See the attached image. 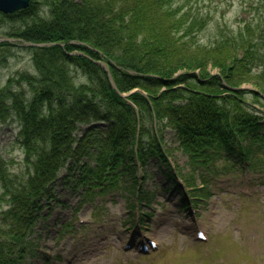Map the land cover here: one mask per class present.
<instances>
[{"label": "trees", "instance_id": "trees-1", "mask_svg": "<svg viewBox=\"0 0 264 264\" xmlns=\"http://www.w3.org/2000/svg\"><path fill=\"white\" fill-rule=\"evenodd\" d=\"M41 1L50 6L47 20ZM180 1L30 0L13 14L0 12V21L13 28L9 37L46 43L25 46L35 72L23 71L0 88V123L17 120V141L31 167L19 179L0 154V264H27L40 221L61 203L59 180L80 191V205L120 188L149 204L154 194L142 191L138 172L143 182L152 178L151 165L178 188L177 176L186 187L195 183L171 162L167 126L203 186L223 172L216 171L222 159L232 168L255 167L256 161L264 168V109L256 103L264 91L234 84L264 80L263 27L246 28L247 39L240 34L201 43L198 35L213 16L197 6L183 9ZM227 39L246 41V47L237 53ZM15 45L2 42L0 50ZM208 65L219 73L209 74ZM132 89L139 91L129 94L130 103L120 97ZM60 168L64 174L57 178ZM189 195L198 200L208 193L194 188Z\"/></svg>", "mask_w": 264, "mask_h": 264}, {"label": "rangeland", "instance_id": "rangeland-1", "mask_svg": "<svg viewBox=\"0 0 264 264\" xmlns=\"http://www.w3.org/2000/svg\"><path fill=\"white\" fill-rule=\"evenodd\" d=\"M179 5L183 9L191 6L193 10L197 6L203 12L209 10L212 14L211 23L198 35L201 43L211 44L216 39L232 37L237 39L240 34L246 38V28L251 31L263 27L264 33V0H188V3L181 0ZM49 8L47 2L41 1L40 16L43 20L48 19ZM245 24L248 26H244ZM12 31L8 20L0 21V44L17 43L8 51L0 50V88L7 85L10 77L16 78L23 71L35 72L30 51L25 46L43 47L46 44L9 37ZM232 41L227 39L226 43L228 46L234 44L237 53L245 49L246 41ZM259 45L264 52V44ZM230 53L234 52L229 50ZM100 65L108 73L115 88L108 66L105 63ZM240 66L241 64L238 65ZM244 69V66L240 67V70ZM261 69L260 65L255 68ZM205 70L211 75L219 73L211 65ZM176 74L177 72L174 73ZM74 76L75 81L84 83L83 76ZM234 84L238 86L237 90L256 87L259 91H264V80L258 78L238 80ZM22 86L28 89L25 83ZM13 90L16 91L17 88L13 87ZM135 91L139 90L120 93V97L130 103L128 96ZM140 93L144 92L140 90ZM26 96H29L27 90ZM246 97L249 102L255 103L251 94H246ZM256 103L257 107L262 106L264 109V100L260 98ZM17 125V120L0 123V154L7 162L8 170L23 179L31 167L25 161L23 150L17 141ZM165 131V147L172 151L171 162L183 168L181 173L184 176L193 174L197 178L194 185L187 189L180 185L177 191L183 194L197 188L206 193L208 185L203 186L197 173L187 168V159L170 132V127L167 126ZM216 164V171H223L219 173L221 178L211 183L209 181L211 194L207 195L206 202L197 207L196 217L192 209L184 210L179 206L178 193L164 191V188H170L171 180L156 165L150 167L152 178L144 182L138 172L142 191L148 194L152 191L155 196H152L149 207L137 202V209H130L134 196L125 188L98 194L90 204L80 205V191L73 193L64 186L61 187L59 180L56 187L61 203L50 214H46L49 216L47 219L40 221L34 250L28 255L27 264H264L263 164L256 161L255 168L251 162L249 166L241 163L242 169L232 168L234 165L223 159ZM62 174L64 168L58 170L57 178ZM256 177L259 178L253 180ZM178 180L182 182L180 177ZM201 187L204 189L201 190ZM1 191L0 187V197ZM0 205L4 206L1 199ZM140 210L150 215L141 216L139 229L134 225ZM65 225H68L66 229L63 227ZM197 230L205 232V241L195 238ZM150 239L156 242L157 247L148 252L139 251L138 244Z\"/></svg>", "mask_w": 264, "mask_h": 264}, {"label": "water", "instance_id": "water-1", "mask_svg": "<svg viewBox=\"0 0 264 264\" xmlns=\"http://www.w3.org/2000/svg\"><path fill=\"white\" fill-rule=\"evenodd\" d=\"M29 0H0V11L5 14H10L19 9H24L28 6Z\"/></svg>", "mask_w": 264, "mask_h": 264}]
</instances>
